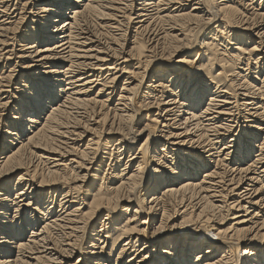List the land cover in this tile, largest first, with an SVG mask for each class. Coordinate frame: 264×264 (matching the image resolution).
Segmentation results:
<instances>
[{"label": "bare ground", "instance_id": "bare-ground-1", "mask_svg": "<svg viewBox=\"0 0 264 264\" xmlns=\"http://www.w3.org/2000/svg\"><path fill=\"white\" fill-rule=\"evenodd\" d=\"M0 57L73 101L0 125V191L40 209L0 223V264H264V0H0Z\"/></svg>", "mask_w": 264, "mask_h": 264}, {"label": "snow or ice", "instance_id": "snow-or-ice-1", "mask_svg": "<svg viewBox=\"0 0 264 264\" xmlns=\"http://www.w3.org/2000/svg\"><path fill=\"white\" fill-rule=\"evenodd\" d=\"M167 0H161V3H166ZM42 14H46L48 12L47 8H42L41 10ZM204 24H209L211 21L205 20L203 21ZM5 57H0V59H3ZM7 59H11V57H6ZM96 59H101V57H96ZM165 59H172V56H166ZM187 64L194 65L196 67H199L197 64V61L194 59H190L187 61H184ZM11 68V65H9ZM30 67V65H29ZM135 75V74H134ZM16 76V69H12V71L8 72L7 75L0 76V125H3L5 122L7 123V128L5 129V132L12 130V131H19L21 132L22 136L27 137L28 135V127L31 124V127L33 129L40 126V123L43 122L44 116H47V120L49 123H55V124H61V121L59 119H55L56 116H58L62 111L65 112L68 116H71V113H67V108L69 105L73 103L72 98H69L68 104L59 105L57 107H52V105H57L58 100L62 97L53 98L50 100V102H46L43 99H36L34 96H30L29 92L31 90L25 89L23 92L17 93L15 90V85L12 83ZM113 79H116L113 77ZM164 87H167V85H164ZM227 87V86H225ZM133 91L135 89H132ZM77 107H83L82 104H77ZM208 110L205 109V112ZM214 111V109H213ZM13 116H15V119H13ZM87 118L95 121L96 117L89 115ZM193 119H196L195 117ZM77 124L80 125V127L87 132H93L94 129L89 127L88 123L83 122V118L77 119ZM105 123H108L107 121ZM157 124L159 121L156 122ZM187 123V122H185ZM13 125H16L15 128H13ZM65 128H70L72 125L65 124L62 125ZM53 132H57V129L55 127H52L50 129ZM153 130V126L149 124L147 128H141L138 135L141 136L143 139V144L148 145L149 139H145L144 137L148 135L150 131ZM231 131V128L228 129ZM97 136L101 135L99 131H96L95 133ZM58 135H64L67 136L68 133H58ZM74 136L79 137V132H74ZM82 138V137H81ZM29 144L32 143L31 140L28 141ZM93 143H99L98 141H93ZM91 147V145L89 146ZM57 149H53V151H56ZM83 159L85 161L89 160L90 157L87 155L83 156ZM262 161H264V157H262ZM161 164H164V161H160ZM87 165L82 164L81 167H86ZM167 167V165H165ZM245 172L248 171V169H244ZM3 173H0V176H2ZM212 175V174H210ZM24 177H21V180H23ZM33 179H36L33 177ZM42 183L41 181H38ZM23 187V186H21ZM79 191V189H77ZM259 191V189H257ZM12 197V193L8 192L5 194L3 191H0V202L7 203H0V209H3L7 212V217L5 218L3 215H0V223L4 222L5 220H11V221H18L22 220L25 215L34 210V213H38L40 211L39 208L36 207V205L33 202V197L25 196L23 192L17 190L16 195L11 200L9 199ZM259 203V201H257ZM233 207H236L235 204L232 205ZM43 207V206H41ZM135 219V218H133ZM145 224H147V221H144ZM183 226V225H181ZM168 227H176V225H169ZM132 231H142L144 235H151L156 236L158 233H162L166 231V228L164 225H160L159 227H156L152 231H148L146 229H137L132 228ZM43 231H48V227L45 226ZM127 231V230H126ZM211 234V233H210ZM34 235L39 236L40 233L37 232ZM78 245H74L73 247H77ZM21 249H25L26 245L21 244L19 245ZM97 251H103L102 248H98ZM63 254L65 256H73V252L64 249ZM141 259L144 260L145 264H150V262L147 260L146 257H141ZM197 260H199V257H197ZM74 264H79L78 260L74 261ZM200 264H203V261H200Z\"/></svg>", "mask_w": 264, "mask_h": 264}, {"label": "rangeland", "instance_id": "rangeland-1", "mask_svg": "<svg viewBox=\"0 0 264 264\" xmlns=\"http://www.w3.org/2000/svg\"><path fill=\"white\" fill-rule=\"evenodd\" d=\"M259 2V1H258ZM92 23V22H91ZM92 24H94V22L92 23ZM91 24V25H92ZM260 208H262V209H264V202L262 203V205L260 206ZM252 211V210H251ZM73 262V261H72Z\"/></svg>", "mask_w": 264, "mask_h": 264}]
</instances>
